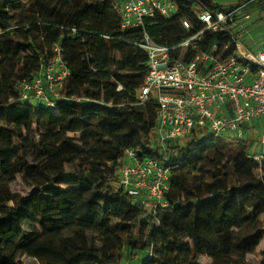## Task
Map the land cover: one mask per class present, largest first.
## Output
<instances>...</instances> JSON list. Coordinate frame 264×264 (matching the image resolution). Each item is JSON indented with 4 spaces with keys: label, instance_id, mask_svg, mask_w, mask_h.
Returning <instances> with one entry per match:
<instances>
[{
    "label": "trees",
    "instance_id": "trees-1",
    "mask_svg": "<svg viewBox=\"0 0 264 264\" xmlns=\"http://www.w3.org/2000/svg\"><path fill=\"white\" fill-rule=\"evenodd\" d=\"M46 1L34 0L51 14L48 23L39 24L33 14L29 19L21 16L18 27H10L9 6L0 0V120L4 122L0 127V264H18L20 257L32 255L34 240L25 234V223L33 219L45 231L65 233L64 242L71 249L59 264H123L147 245L164 254L185 252L183 258H176L177 264H199L196 254L208 255L211 264H236L253 253L258 239L248 241L233 234H242L250 213L254 218L264 214V174L258 176V163L247 156L251 143L208 135L192 137L184 146L170 144L164 155L174 166L166 195L169 205L153 211L135 203L116 174L127 148L141 158L159 157L151 142L156 104L135 105L129 94L144 83L147 54L126 40H138L146 31L159 44L177 45L187 36L180 18L187 16L200 26L197 13L205 7L213 9V0H181L177 16L156 14L135 29L121 28L118 0H74L66 10ZM250 6L260 9L264 19V0H252L246 5ZM96 15L104 19L98 21ZM229 40L227 34L208 32L200 45L208 50ZM57 43L71 69L65 91L81 100L62 101L52 112L23 100L19 84L53 55ZM115 51L120 54L121 70L113 68ZM118 83L126 90L117 91ZM37 112L49 115L46 130L51 138L60 133L63 142H45L31 158L28 145L20 148L15 139L23 141L22 133L32 127ZM68 131L79 135L68 136ZM204 152L212 159L227 156L235 167L251 172L253 180L228 185L226 165L215 167L212 181L205 183L206 194H200L177 171L192 165L198 170ZM18 174L32 184L24 195L10 187ZM174 188L188 198L174 200ZM141 262L160 264L148 255Z\"/></svg>",
    "mask_w": 264,
    "mask_h": 264
},
{
    "label": "built area",
    "instance_id": "built-area-1",
    "mask_svg": "<svg viewBox=\"0 0 264 264\" xmlns=\"http://www.w3.org/2000/svg\"><path fill=\"white\" fill-rule=\"evenodd\" d=\"M180 1L118 0L121 28L144 27L146 19L156 14L166 18L177 16ZM250 1L225 8L213 0V9L205 7L197 13L200 26L187 16L181 17L187 36L177 45L159 44L146 31L138 40H126L147 54L144 83L130 90L137 94H129L135 105L150 101L156 104V129L151 142L159 154L158 158H141L133 148L124 152L116 174L120 186L135 203L141 202L152 211L168 206L166 195L171 189L174 166L164 158L165 151L170 144L184 146L192 137L204 134L230 135L251 143L247 156L258 163V176H263L264 45L246 40L244 32L248 28L243 22L250 15L245 13L238 18ZM208 32L227 34L231 40L203 50L200 44ZM70 76L71 69L57 43L53 55L42 60L40 69L20 82L21 98L52 112L62 101L79 102L80 97L65 91ZM124 90L126 87L118 83L117 91ZM148 256L152 257L153 251Z\"/></svg>",
    "mask_w": 264,
    "mask_h": 264
},
{
    "label": "rangeland",
    "instance_id": "rangeland-1",
    "mask_svg": "<svg viewBox=\"0 0 264 264\" xmlns=\"http://www.w3.org/2000/svg\"><path fill=\"white\" fill-rule=\"evenodd\" d=\"M74 0H47L46 4H58L63 10L69 9L73 4ZM84 1H93V0H84ZM246 0H217L219 4L225 8H235L244 4ZM250 1V0H249ZM9 6L10 16L8 18V24L10 27H18V22L21 16L25 18H30L31 15L36 14L38 17L39 24L44 22L48 23V18H51V14H47L45 9H42L34 0H16L15 3L8 2L3 0ZM19 6V8H16ZM117 7V5H116ZM255 6H250L249 8L245 7L242 9V13L238 16L241 17L242 14L248 13L250 17L243 22L247 25V35L246 40L251 42L254 45H264V22L259 18V14L256 13ZM44 14H47L46 16ZM95 18L98 21L103 20L102 16L96 15ZM248 21V23H247ZM3 27L0 26V34L2 33ZM24 32V31H23ZM10 45L7 44V48ZM113 68L115 70H121L120 65V54L118 51H115V61L113 63ZM122 73L125 71L122 70ZM132 94H137L135 91H130ZM38 116L35 119L34 124L28 130H24L22 135L24 137L23 141L15 139V144L20 148H23L25 144L28 145V153L33 158L36 155V149L40 148L43 143L52 141V145L57 144L61 145L62 140L60 133H55L51 138L48 131L45 127V122L49 120V115L40 114L37 112ZM56 114L55 116H58ZM4 124L0 120V127ZM68 136H78L79 132L68 131ZM218 136L223 140H231L230 135ZM208 134L202 135L200 138H206ZM4 140V137L1 138ZM70 164L76 166L75 169H79L78 163L72 160ZM225 167L226 179L228 185H240L247 181L253 180L252 173L246 168H238L233 165V161L227 156H219L214 159L206 155V152L203 153V157L198 161L197 166L198 170H193V165L190 168L180 169L177 171V174L182 175L189 184L195 185L198 188L200 194H206L205 183L212 181L211 171L215 167L223 168ZM70 169L73 168L69 166ZM11 189L13 192L20 193L22 195L26 194L32 189V184L22 175L18 174L17 179L11 184ZM63 188H72V186L62 185ZM174 200H186L188 195L180 190L179 188L173 189ZM253 213H250L249 220L245 227L241 231V235L237 231H234L233 234L236 236L246 237L248 241L258 239L260 241L257 249L250 254L244 255L242 261H236V264H264V214L254 218L252 217ZM25 234L34 240V245L32 248V255H24L19 258L18 264H44L45 262H51L55 264L63 263L64 258L71 249V247L64 242L65 233H56L53 231H45L41 225V222L38 220H31L25 223ZM142 239L144 237L142 236ZM186 240L184 242L188 243ZM190 244V243H189ZM151 245H147L145 248H140L135 253V257L139 256V261H141L147 256L151 251H153V256L157 258L160 264H177L176 258H183L186 253L183 251L175 252L170 251L168 253H162L161 250H155ZM195 254H192L194 256ZM181 256V257H178ZM195 262L199 264H211V259L208 255H195ZM131 258H125L123 264H130L128 262Z\"/></svg>",
    "mask_w": 264,
    "mask_h": 264
},
{
    "label": "crops",
    "instance_id": "crops-1",
    "mask_svg": "<svg viewBox=\"0 0 264 264\" xmlns=\"http://www.w3.org/2000/svg\"><path fill=\"white\" fill-rule=\"evenodd\" d=\"M214 1H217V0H214ZM249 0H246L244 2H247ZM253 10H256V13L259 14V18H261L264 22V19H263V14L261 13L260 9H253ZM134 258H131L128 262H130V264H141L140 261H139V256L138 257H135V255L133 256ZM126 264V262H125Z\"/></svg>",
    "mask_w": 264,
    "mask_h": 264
}]
</instances>
